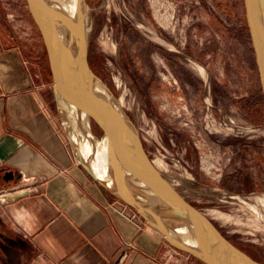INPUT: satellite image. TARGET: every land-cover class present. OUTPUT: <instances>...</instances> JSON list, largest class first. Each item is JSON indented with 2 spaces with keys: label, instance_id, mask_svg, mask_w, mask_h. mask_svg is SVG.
Instances as JSON below:
<instances>
[{
  "label": "rangeland",
  "instance_id": "374dc122",
  "mask_svg": "<svg viewBox=\"0 0 264 264\" xmlns=\"http://www.w3.org/2000/svg\"><path fill=\"white\" fill-rule=\"evenodd\" d=\"M84 2L90 69L135 126L150 161L226 240L264 264L257 203L264 198V97L243 0ZM0 5L9 35L50 75L26 0ZM58 124L66 133L59 116ZM90 127L101 141V129Z\"/></svg>",
  "mask_w": 264,
  "mask_h": 264
},
{
  "label": "crops",
  "instance_id": "0c3cea01",
  "mask_svg": "<svg viewBox=\"0 0 264 264\" xmlns=\"http://www.w3.org/2000/svg\"><path fill=\"white\" fill-rule=\"evenodd\" d=\"M43 76L0 5V264H203L86 174Z\"/></svg>",
  "mask_w": 264,
  "mask_h": 264
},
{
  "label": "water",
  "instance_id": "95a60500",
  "mask_svg": "<svg viewBox=\"0 0 264 264\" xmlns=\"http://www.w3.org/2000/svg\"><path fill=\"white\" fill-rule=\"evenodd\" d=\"M26 2L46 51L58 116L86 174L115 199L133 209L170 246L203 264H261L226 240L214 224L188 204L156 169L135 126L111 91L90 69L86 36L80 35L77 24L52 4L43 5L41 0ZM79 2L85 5L84 0ZM243 5L264 97V0H243ZM63 34L66 36L62 37ZM67 90L76 96L73 104L77 109L87 107L84 112L101 129L109 151L117 155L109 163L113 186L93 175L71 143L67 116L58 104L59 93L64 99L69 98ZM178 228L185 230L183 238L177 232Z\"/></svg>",
  "mask_w": 264,
  "mask_h": 264
},
{
  "label": "bare ground",
  "instance_id": "6f19581e",
  "mask_svg": "<svg viewBox=\"0 0 264 264\" xmlns=\"http://www.w3.org/2000/svg\"><path fill=\"white\" fill-rule=\"evenodd\" d=\"M41 1L43 5L52 4L55 9H59L60 11L66 13V15L70 17L71 21L75 22L79 27L80 35L82 34V36H86L85 22L87 20V9L83 3L81 4L79 0ZM64 36L66 35L63 34L62 37ZM67 91L69 96V98L67 97V99H64L60 93L58 94V104L67 116L68 130L72 135L71 143L75 145L77 154L79 155L83 163H85L89 167L93 175L108 186H113V177L109 163L112 161V158H116L117 155L114 151H109L108 141L105 137L102 138L101 141H98L94 138L90 127L91 120H89L88 116L84 112L87 107L85 106L84 109H77L76 105L73 104L74 97L76 99V96L72 94V91ZM100 93H102V91ZM101 95L106 96V94ZM93 112L95 113L94 110ZM78 134H83V136L85 137V144H87L89 153L92 154V160L88 159V151L85 149V145L83 146V144L80 143ZM262 198H258L257 203H259L264 208V198ZM253 210L256 211L254 208ZM177 232L182 235V238L184 237L183 235H185V230L183 228H178Z\"/></svg>",
  "mask_w": 264,
  "mask_h": 264
},
{
  "label": "built area",
  "instance_id": "2783aa9c",
  "mask_svg": "<svg viewBox=\"0 0 264 264\" xmlns=\"http://www.w3.org/2000/svg\"><path fill=\"white\" fill-rule=\"evenodd\" d=\"M11 190L8 189H0V204L5 203L6 197L11 193Z\"/></svg>",
  "mask_w": 264,
  "mask_h": 264
},
{
  "label": "flooded vegetation",
  "instance_id": "af4514ba",
  "mask_svg": "<svg viewBox=\"0 0 264 264\" xmlns=\"http://www.w3.org/2000/svg\"><path fill=\"white\" fill-rule=\"evenodd\" d=\"M159 37L163 40V41H168L167 38H165L164 36L159 34ZM153 51L158 53L159 55H161L163 57V51L161 49H159L156 45H152ZM173 84L176 85L177 83L173 81Z\"/></svg>",
  "mask_w": 264,
  "mask_h": 264
}]
</instances>
